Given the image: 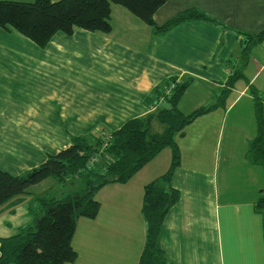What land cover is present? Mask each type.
Here are the masks:
<instances>
[{"label": "crops", "instance_id": "0c3cea01", "mask_svg": "<svg viewBox=\"0 0 264 264\" xmlns=\"http://www.w3.org/2000/svg\"><path fill=\"white\" fill-rule=\"evenodd\" d=\"M190 9L209 19L160 33L161 26ZM129 13L114 5L109 34L59 32L45 48L14 29L0 28V68L15 67L4 83L17 93L26 91L23 99L28 100L26 109L12 103L11 111L26 114L18 121L43 122L45 129L61 133L58 145H49L50 155L69 147L72 137L112 133L151 115L147 98L167 80L190 82L179 104L190 114L215 105L231 76L238 75L226 106L198 117L177 138L182 159L171 186L181 197L166 217L158 245L171 264H264V215L256 207L264 192V171L246 160L249 143L258 134L249 85L264 95V42L246 40L264 32V0H168L156 12L153 26ZM22 75L27 84L19 83ZM152 130L163 133L165 126L155 120ZM171 157L166 148L145 166L150 181L136 185L133 203L118 191L128 188L145 167L128 183L109 184L97 193L99 215L79 219L72 242L78 257L72 264H84L87 257L90 264H139L147 234L143 186L167 172ZM56 182L71 188L55 199L82 189L78 180L65 186ZM30 209L10 236L32 223ZM19 211L13 214L23 213ZM0 225L12 226L7 218ZM137 230L139 239L134 238Z\"/></svg>", "mask_w": 264, "mask_h": 264}, {"label": "trees", "instance_id": "16d2710c", "mask_svg": "<svg viewBox=\"0 0 264 264\" xmlns=\"http://www.w3.org/2000/svg\"><path fill=\"white\" fill-rule=\"evenodd\" d=\"M168 0H35L32 3L0 0V28L14 29L21 35L45 48L55 34L72 35L77 29L99 34L112 31V7L122 6L143 22L154 25L156 12ZM196 9H190L159 28L165 33L171 28L190 21L208 20ZM247 43L264 42V32L248 35ZM240 77L232 75L217 98L216 104L184 114L179 104L190 82L170 79L154 89L147 98L157 112L135 118L112 133L101 131L93 137H72L71 145L23 175H13L0 168V206L20 194L30 193L31 187L48 178L61 185L80 180L82 193L63 198L40 197L38 205L29 210L32 223L18 233L0 238V264H67L78 254L73 238L79 219H96L101 203L97 193L109 184H126L142 168L152 162L166 148L172 157L165 174L145 186L142 214L147 225L146 242L139 264H171L159 247V236L171 209L179 202L180 192L171 186L174 172L181 164V150L177 142L187 126L198 117L226 106L235 83ZM250 94L255 104L258 134L248 146L246 160L264 171V95L252 84ZM153 105H150L152 104ZM165 126L163 133L152 130V122ZM93 159H97L93 162ZM103 161V164H101ZM257 210L264 215V192Z\"/></svg>", "mask_w": 264, "mask_h": 264}, {"label": "rangeland", "instance_id": "374dc122", "mask_svg": "<svg viewBox=\"0 0 264 264\" xmlns=\"http://www.w3.org/2000/svg\"><path fill=\"white\" fill-rule=\"evenodd\" d=\"M129 14L132 17L135 16L131 13ZM120 15L124 20V14H120ZM113 22L114 21L112 19V24ZM11 31L12 28L7 30L6 32H11ZM14 68L15 67L11 65H5L4 68L3 67L0 68V116L3 114L8 116V119H6V121L0 120V168L13 175L16 174L23 175L34 169V167L36 168L39 165H41L45 157L48 158L49 145L51 144V142L54 145H58L57 143L58 141L61 140V138L57 137V135L61 133L60 132L57 133V131H54L53 128L52 131H50L49 129H45L44 126L46 125V123L43 122H30V120L29 121L17 120V118H21V117L23 119H26L27 116L26 114L25 115L23 114L24 112L11 111L12 107L10 104L15 103L17 105H22V110H24L28 106V100L23 99V96L24 97L26 96V91L17 93L15 89H13L12 91L11 87L7 86L4 83V81L6 80L5 75L7 74V72L11 74V72L14 71ZM7 79L9 83L12 82L11 80L12 77ZM19 83L27 84L26 76L22 75L19 79ZM15 93L17 94V96H15ZM7 96H8L7 100H11L10 103L9 101H6ZM149 110L151 114H153L154 112H157L158 108L156 106H149ZM45 133H48L49 136H46ZM55 133L57 134L54 135ZM33 143L36 146L29 148V145H32ZM101 164H103V161ZM149 181H150L149 169L148 167H145L144 171L135 177V179L133 180V182H131L128 188H122L123 190L118 191L119 192L118 194L123 195L122 197L125 196V199L128 200H131L130 198L132 197L131 201L133 203L136 195L135 194L136 185H138L139 187L141 184ZM78 182H80V184L82 185L80 180H78ZM56 183H57L56 179L48 178L45 181L41 182L40 184L30 188L29 192L31 193V195L32 196L36 195L37 197H32L29 193L20 194L11 200H8L5 204L0 206V221L4 223L7 218L9 223L12 225V226L0 225V236H10L13 234L14 232L13 230L15 226L18 225V223L22 224L23 222L22 218H27L24 215V213L27 211V207L31 206V208L33 207L36 208V206L38 205L37 198L39 196L57 198L60 197L61 194H68L69 189L71 188L70 183L65 187H60ZM131 187L133 188L131 189ZM127 189H131V191L129 193H126ZM144 191H145V187L143 186V195H144ZM77 193H82V190H80ZM15 210H20L19 212H23V213L17 214L15 216L13 214L15 213ZM32 221L33 218L31 219V222ZM134 238L139 239V230L135 231ZM74 262H69L67 264H72ZM90 262H91L90 258L87 257V259L84 261V264H90Z\"/></svg>", "mask_w": 264, "mask_h": 264}, {"label": "built area", "instance_id": "2783aa9c", "mask_svg": "<svg viewBox=\"0 0 264 264\" xmlns=\"http://www.w3.org/2000/svg\"><path fill=\"white\" fill-rule=\"evenodd\" d=\"M97 159H93V162H95Z\"/></svg>", "mask_w": 264, "mask_h": 264}]
</instances>
